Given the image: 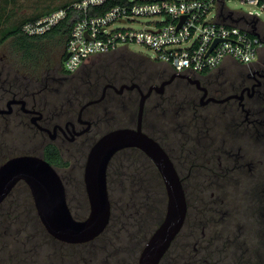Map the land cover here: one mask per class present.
Here are the masks:
<instances>
[{"label": "rangeland", "instance_id": "374dc122", "mask_svg": "<svg viewBox=\"0 0 264 264\" xmlns=\"http://www.w3.org/2000/svg\"><path fill=\"white\" fill-rule=\"evenodd\" d=\"M71 1L73 0H0V36L14 25L20 24L28 18L43 14ZM227 4L230 8L239 12L252 10L258 13L261 19L259 28L264 30V8L255 3L242 0H227ZM212 13H216V8L213 9ZM157 18L153 15H144L127 22L116 21L112 27L129 25L144 27ZM11 40V37H9L0 44V56H4L3 54L6 52L7 55L5 57L17 60L20 58L21 53L15 49ZM55 40L43 39L39 41L38 46L40 50L37 54L43 57L41 62H43L45 56L53 55L54 53L59 54L63 51L64 43ZM128 46H125L126 50L129 48L141 52L144 58L148 60V65H146L147 72L142 81L144 82L148 78L149 73H153L152 76L155 80L148 81V84L141 86L144 90H147L152 83H160L161 79L168 75L164 74L165 71L158 72V70L165 69L163 66L157 67L154 65L155 60L150 57V55L154 56V50L150 46L142 42H130ZM120 49L122 50L124 47ZM110 53L113 52L105 54ZM262 53H264V47L261 51ZM231 64L233 63L229 60L221 65L220 68L230 67L232 66ZM113 68H115V65L108 69ZM218 69L219 67L212 70L213 73L212 71L210 72L216 75ZM114 71H110V73ZM226 73H228V70ZM163 74L164 76H161ZM217 75L221 76V80L226 78L224 71ZM198 76L200 80L208 78L206 73L199 74ZM77 79L76 75L72 80L64 79V83L77 86ZM182 86H185L183 81L177 80L167 87L168 91L172 93L174 88ZM100 87L96 86V88ZM79 88L84 94L87 91L90 92L88 90L89 86H79ZM159 94L161 93L154 91L147 98L144 112L145 122L149 127L155 125L158 128V124L165 127V131L168 133L166 137L167 145L176 157L175 161L178 169L184 175L188 170V167L184 163L186 154L190 153L192 148L195 151L198 149L199 152L201 146L195 147L193 146L196 145L195 141H190L189 148L191 149H187L188 144L184 143L186 135L184 132H181L183 131L185 116L178 115L174 108L166 115L167 118H165L163 110L159 105ZM200 96L201 92L196 95V99L199 102ZM139 99L140 93L137 88H126L124 92L117 94L115 104L109 107L110 114L113 116L112 119L110 121H98L92 126L90 131L79 137L77 143H79L80 147L73 161L75 164L73 165L70 161V165L66 167L55 165L61 176H63L68 203L74 216L77 218H84L90 212V203L84 183V168L87 153L91 145L110 129L121 126H135ZM231 106L232 103H210L205 106L200 105L199 111L201 110L205 114L209 113L211 116L222 115L226 117V115H231L226 111ZM94 109L96 111L99 110L98 112H102L106 116L108 106L102 103ZM187 114L185 115L187 116ZM88 115L91 116L92 112H89ZM147 128L144 126L145 130ZM216 128L219 130L221 138L222 136L231 138V133L222 124ZM18 135L15 134L14 136L18 138ZM37 139L41 140L42 138L38 135ZM69 145L71 146V143ZM8 148L7 146L6 149ZM127 148L131 147L119 150L112 158L111 174L109 177L110 187L108 186V188L112 203L111 217L114 216V218L110 219L104 232L88 242L70 243L57 238V240L47 239L42 248L43 253L39 256L36 264H138L145 226L136 225L132 219H128L130 215L124 208V203L133 178L131 174L137 170V167L146 165L147 161L141 156L140 152ZM6 149H1L0 151V162L15 153L31 152L29 150H35L36 153H40L38 146L27 147L21 142H18L17 146L9 151ZM251 156L258 158V154ZM258 160L254 161L257 168L254 167L251 171L250 166L240 168L238 183L235 182L233 184L230 181H224L223 187L216 184L209 186L199 181L206 179V176H200L203 170L196 172L200 175L192 176V179L187 178L189 180H186L185 183L191 197V200L189 199L190 215L187 225L160 264H209L208 261H221V259L220 264H234V261L241 260V257L245 259L247 264H251L253 261L257 263L256 258L260 254L259 251L263 250L264 245V235H260L261 222L259 217L260 211L258 209L261 203H257L251 197L252 188L247 185L245 179L254 175V171H257L256 174H258V169L261 168ZM205 174H207V170ZM134 187L135 185L132 188ZM205 208L207 209L206 211L204 210ZM6 209H8L7 203L2 207L0 216L3 215ZM212 257L214 258L212 259Z\"/></svg>", "mask_w": 264, "mask_h": 264}, {"label": "flooded vegetation", "instance_id": "af4514ba", "mask_svg": "<svg viewBox=\"0 0 264 264\" xmlns=\"http://www.w3.org/2000/svg\"><path fill=\"white\" fill-rule=\"evenodd\" d=\"M9 37L12 39V45L21 55L17 60L5 57L6 52H4V56H0V151L6 149L7 146L9 148L6 150L9 151L17 146L18 142H21L27 147L38 146L39 154L44 156L46 148L51 144L57 148L60 156L58 160L50 161L54 166L66 167L71 162L74 165L75 162L73 161L80 147L77 143L79 137L90 131L98 121H110L112 119L113 116L110 114L109 107L115 104L117 94L124 92H120L116 87L129 82L117 83L107 80L100 88L93 89V86H89L90 92L87 91L84 94L80 91L79 86H67L64 83V76L69 73L65 69V56L68 54L67 43L64 42L62 52L45 56L41 62L43 59L41 55L25 53L15 44V37ZM240 68L242 70L230 80L231 83L228 88L231 91L224 96H217L208 86L202 84L207 88L208 96L222 98L232 95L231 98L224 101L211 100L202 104L201 96L204 90L184 76L174 78L166 85L165 90L168 85L176 80L186 79L196 86L199 93L201 92L200 105L232 103L230 108L235 109V111L228 112L231 114L229 116L214 117L216 119L214 122L218 123V125L216 124L217 127L222 124L231 133L230 139L226 136L221 138L218 131V138L211 141L207 139V146L201 148L200 153H195L192 148L191 152L186 154L184 163L188 167L187 173L182 175L178 169L183 184L184 180L200 175L196 172L201 170L203 172L200 176H206V179L199 181L205 185L224 186V181H230L233 184L238 183L240 168L250 166L251 171L254 167L257 168L254 161L259 159L261 168L258 169V174H256L257 171H254V175L245 179L247 185L252 188V197L253 194L254 196L256 194V186L264 185V131L258 133L249 129L256 122H263V118L256 116L252 108L255 106V98L260 96L264 90V53H260L252 64L240 62ZM171 75H166L160 83ZM192 77L199 78V76ZM214 85L226 86L224 84ZM138 91L140 93L139 89ZM99 97L102 98L97 100ZM102 103L108 106L106 116L94 109ZM89 112H92L91 116L88 115ZM37 116L39 117L37 118ZM35 118L42 127L34 121ZM87 121L91 124L85 130L88 126ZM15 134H19L18 138L14 136ZM38 135L42 138L41 140L37 139ZM187 149L191 148L187 147ZM29 151L31 152L12 154L3 161L17 154L36 153L35 150ZM253 154L254 156L258 154V158L251 156ZM171 157L176 164V157L172 155ZM206 170L207 174H205ZM221 200L224 201L223 198Z\"/></svg>", "mask_w": 264, "mask_h": 264}, {"label": "trees", "instance_id": "16d2710c", "mask_svg": "<svg viewBox=\"0 0 264 264\" xmlns=\"http://www.w3.org/2000/svg\"><path fill=\"white\" fill-rule=\"evenodd\" d=\"M125 1L127 0H108L104 6H100L98 9L100 11H104L113 4ZM41 15L42 14L33 16L32 18H28L26 20L34 19ZM26 20L20 24L14 25L12 28L1 34L0 42L9 36H14L17 47L25 51V53L31 55H37L39 52L40 48L38 45L40 40L56 39L63 43H67V37L70 32V26L67 22L59 24L43 34L29 35L22 30V24ZM231 63L233 64H231L232 66L230 67H223L224 69L222 67L219 68L217 70L218 72L216 71V75L215 73L212 74L213 71L212 73H209V71L206 70L205 72H207L206 74L208 75V78L204 80L201 79L202 83L208 86L209 89L219 97L224 96L231 91L226 86H229L231 78L242 70L240 68V62L231 61ZM113 65H115V68L108 69L110 67L112 68ZM146 65H148V60L144 58L141 52H137L129 48L126 50L124 47V49H120L110 54L92 56L78 71L65 74L64 79L72 80V78L77 75V86H93V89H95L96 86H103L107 80L117 83L137 82L140 86H145L148 84V81L150 82L151 80H155L152 76L153 73L151 72L148 74V78L144 80V82L142 81L147 72ZM154 65L157 67L163 66L165 70L161 69L158 70V72L165 71V75H170L174 72L170 66L157 60H155ZM227 70L228 73H226ZM110 71L114 72L110 73ZM223 71L225 72L226 78L221 80V76L217 74L223 73ZM164 74L161 76H164ZM179 80L183 81L185 86L174 88L172 93L168 91L167 87L164 93L159 94V105L163 110L165 118H167L166 115L174 108L176 109L178 115H182L183 117L185 116L183 131H181L186 135L184 143L186 145L188 144L189 147L190 141H195L196 145L193 146H201V148H203L204 146H207V139L211 141L218 138L217 132L219 130L216 128V124L218 125V123L214 122L216 121L214 117L217 115L211 116L209 113L205 114L202 113L201 110L199 111L200 102L196 99V95L199 93L198 89L194 84L190 83L186 79ZM214 84H224L226 86H215ZM67 86L75 85L67 84ZM254 104L255 106L252 108L253 113L256 116L262 117L263 122H256L255 125L249 129L259 133V131H264V90L260 96L255 98ZM233 110L235 111L234 108H230L227 112L230 113V111ZM187 112L189 113L187 114ZM185 114H187V116ZM143 126H146V128L148 127L146 131L158 139L170 155L175 157L171 152V148L167 145L166 137L168 133L165 131V127L160 126L159 124L158 128L155 125H151V127H149L145 122V116ZM201 148L199 149L201 150ZM127 149L140 152L142 154L141 156L147 161L146 165L137 167V170L131 174L133 175V178L130 183L129 192L126 196L127 199L124 203V208L130 215L128 219H132L136 225L140 224V226H145L143 229L145 232L142 239L143 243L141 245L143 248L150 234L164 217L167 194L163 179L158 173L157 167L152 160L138 148L131 147ZM200 150L199 152L198 149L194 151L195 153H200ZM44 157L51 162L60 158L57 148L51 144L46 148ZM112 161L113 159L109 163L107 172L108 186ZM133 185H135L134 188H132ZM184 186L188 200V214L182 230L174 239L172 245L181 235V232L187 225L188 217L190 215L189 199L191 200V197L185 180ZM256 187V194L255 196L253 194L252 198L255 199L257 203H261L258 207L261 222L260 235H264V185ZM6 203L8 204V209H6L3 215L0 216V264H36L39 256L43 253L42 248L44 247L47 239H57L47 231L41 222L30 188L24 180L19 181L7 198L2 202L0 205V212ZM204 210L206 211L207 209L205 208ZM113 218L114 216L111 217V219ZM168 251L165 253L163 258L166 256ZM259 252L260 254H258L256 258L257 263L253 261L251 264H264V245L263 250ZM213 258L214 257H212V259ZM221 261L212 260L208 262L209 264H220ZM234 264L247 263L245 262V259H242L241 257V260L239 259L234 261Z\"/></svg>", "mask_w": 264, "mask_h": 264}, {"label": "built area", "instance_id": "2783aa9c", "mask_svg": "<svg viewBox=\"0 0 264 264\" xmlns=\"http://www.w3.org/2000/svg\"><path fill=\"white\" fill-rule=\"evenodd\" d=\"M242 1L264 8V0ZM107 2L73 0L26 20L22 30L29 35L43 34L67 22L65 69L69 73L78 71L92 56L117 51L130 42L145 43L154 50L151 58L189 76L205 74L229 60L252 64L263 49L259 14L232 9L227 0H127L100 11ZM144 15L158 18L144 27H112L116 21Z\"/></svg>", "mask_w": 264, "mask_h": 264}, {"label": "water", "instance_id": "95a60500", "mask_svg": "<svg viewBox=\"0 0 264 264\" xmlns=\"http://www.w3.org/2000/svg\"><path fill=\"white\" fill-rule=\"evenodd\" d=\"M68 56L69 53L65 60ZM177 76L188 78L204 90L201 96L202 104L211 100L224 101L232 97V95L222 98L208 96V90L199 78L178 72H173L161 83L151 84L147 90L137 82L124 83L116 87L120 92L125 88L137 87L140 90L137 122L135 126H121L108 130L91 146L84 168V183L90 203V212L85 218L74 216L60 172L48 159L37 153L17 154L0 163V205L15 185L24 180L30 188L40 220L51 235L70 243L90 241L104 232L111 219L112 203L107 177L111 159L123 148H139L157 167L165 184L167 203L164 217L140 252L138 264H160L185 224L188 200L182 177L173 158L160 141L144 129L143 122L147 98L154 91L163 93L166 85ZM37 118L34 121L42 127ZM90 124L88 122L85 130Z\"/></svg>", "mask_w": 264, "mask_h": 264}]
</instances>
